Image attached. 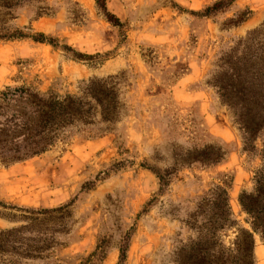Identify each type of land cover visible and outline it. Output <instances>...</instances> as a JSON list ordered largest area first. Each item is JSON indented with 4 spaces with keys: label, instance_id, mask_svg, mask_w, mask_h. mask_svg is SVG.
<instances>
[{
    "label": "rangeland",
    "instance_id": "obj_1",
    "mask_svg": "<svg viewBox=\"0 0 264 264\" xmlns=\"http://www.w3.org/2000/svg\"><path fill=\"white\" fill-rule=\"evenodd\" d=\"M103 1L119 26L96 0L0 9V35L25 36L0 40V92L69 98L82 117L0 164V264H119L123 246L121 264H239L238 198L262 166L264 0L208 17L195 13L219 0ZM252 239L246 260L264 264Z\"/></svg>",
    "mask_w": 264,
    "mask_h": 264
},
{
    "label": "trees",
    "instance_id": "obj_2",
    "mask_svg": "<svg viewBox=\"0 0 264 264\" xmlns=\"http://www.w3.org/2000/svg\"><path fill=\"white\" fill-rule=\"evenodd\" d=\"M26 0H0V9L9 10L20 5ZM235 0H219L211 6L206 7L203 12L195 13L202 17H208L228 8ZM99 10L113 26H119L118 20L105 12L104 1L96 0ZM243 19L240 20L242 22ZM18 31L11 35H0L3 39L24 38ZM31 39L37 43H48L53 45V40L43 35L32 36ZM71 100L66 98L62 101L55 98L42 97L37 93L23 87L9 88L0 92V164L10 165L31 159L47 152L56 141L59 134L65 127L74 121L82 120L80 109L70 107ZM252 111V110H251ZM264 114V109L262 110ZM104 121H111L106 115ZM85 122V121H82ZM264 128V116L261 119ZM243 128V127H242ZM11 131V132H7ZM264 132V129H262ZM259 131V130H257ZM246 147L252 151V143L257 138L256 133H249L244 128ZM261 160L262 166L255 172L254 186L251 192H243L238 198V204L243 213L248 217L250 230H245V238L240 240L237 249L239 264H252L246 257L251 258L253 249L252 233H258L264 243V133L262 137ZM227 209V205H224ZM5 251L1 247L0 257ZM126 246L120 249L119 264L126 256ZM238 264V263H237Z\"/></svg>",
    "mask_w": 264,
    "mask_h": 264
}]
</instances>
